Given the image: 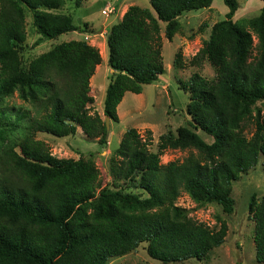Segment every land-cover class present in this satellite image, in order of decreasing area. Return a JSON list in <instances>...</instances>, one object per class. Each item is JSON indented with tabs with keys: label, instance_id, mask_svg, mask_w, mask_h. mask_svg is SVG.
<instances>
[{
	"label": "trees",
	"instance_id": "1",
	"mask_svg": "<svg viewBox=\"0 0 264 264\" xmlns=\"http://www.w3.org/2000/svg\"><path fill=\"white\" fill-rule=\"evenodd\" d=\"M84 0H74L77 7ZM214 0H150L130 5L107 32L108 64L114 73L106 89L104 116L119 122L127 92L158 82L166 72L161 22L172 41L179 16L210 8ZM67 0H0V264H108L146 243L147 254L165 264L204 260L226 241L228 224L211 228L177 204L182 192L197 203L234 210V182L261 162L264 169V0L259 15L234 20L238 0H224L226 17L211 26L209 38L189 63L208 61L209 79L198 72L179 79L189 95V126L159 138L128 128L110 159L111 182L103 185L92 157L60 158L37 138L75 135L78 127L106 145L105 119L91 113V79L102 63L98 47L72 39L55 45L24 68L20 48L27 16L41 41L80 29L60 10ZM86 25V24H85ZM203 26L200 29H203ZM255 38L257 43L255 44ZM39 44V43H38ZM181 49L175 69L187 66ZM98 70V69H97ZM14 93L31 109L11 108ZM252 122L255 131L245 130ZM199 130L212 139L207 142ZM167 149H195L183 161H161ZM135 181L141 193L125 192ZM257 260L264 263V195L251 198Z\"/></svg>",
	"mask_w": 264,
	"mask_h": 264
},
{
	"label": "rangeland",
	"instance_id": "2",
	"mask_svg": "<svg viewBox=\"0 0 264 264\" xmlns=\"http://www.w3.org/2000/svg\"><path fill=\"white\" fill-rule=\"evenodd\" d=\"M239 9L234 20L252 18L260 14L263 7L262 0H238ZM130 5L151 7L150 0H84L82 6L77 7L74 0H67L60 10L62 13L72 15L74 24L81 26L80 29L61 34L57 38L39 40L40 34L33 25L30 13L27 16V36L20 48L22 64L28 68L30 62L53 48L55 45L72 39L86 40L88 43L99 48L102 55V63L96 68L91 79V95L94 102L89 105L91 113H99L104 119V99L106 89L114 71L108 64L109 49L107 45L108 27L107 19L116 14L110 23L121 20L124 11ZM229 8L224 0H214L210 8L186 11L179 16L182 23L181 31L172 41L165 36V23L161 22V34L163 36V55L166 72L158 82L143 85V91L139 94L127 92L118 106L119 122L111 121L110 136L108 143L102 145L98 139L91 140L78 127L75 135L57 137L48 133L40 132L37 138L44 140L52 153L60 158L92 157L95 159L101 171L103 185L110 183V159L119 146L124 132L135 127L146 137L148 130L152 132L150 149L158 151L159 138L169 131L177 132L180 126H189V114L186 106L189 95L180 88L179 79L188 80L193 73L198 72L206 78L215 77V68L204 61L201 65L189 63L191 58L209 38L211 26L226 17ZM86 24V25H85ZM206 24L203 29L201 26ZM105 27V28H103ZM39 43V44H38ZM257 39L255 38V44ZM181 49L188 63L184 69H175L173 66L174 56ZM98 69V70H97ZM7 105L11 108L24 107L31 109L29 103L18 97L17 93L7 98ZM257 107L262 109L264 117V101H259ZM255 131V126L250 122L245 130L248 137ZM200 135L211 142L213 138L199 130ZM195 149H167L161 155V161L167 163L173 160L183 161ZM125 192L142 193L135 181H122ZM256 195L261 198L264 195V169L259 162L249 173L243 174L234 182L232 196L234 198V210L231 214L224 212L221 205L216 203L200 204L194 201L190 195L183 191L177 200V204L186 208L188 214L198 221H202L211 228L220 227L219 219L228 224L226 241L215 248L208 258L204 260L191 259L179 263L170 264H264L257 260L255 242L253 237L254 221L250 218L249 205L251 198ZM108 264H165L151 258L147 254L146 243L141 244L136 250L123 256L113 258Z\"/></svg>",
	"mask_w": 264,
	"mask_h": 264
},
{
	"label": "water",
	"instance_id": "3",
	"mask_svg": "<svg viewBox=\"0 0 264 264\" xmlns=\"http://www.w3.org/2000/svg\"><path fill=\"white\" fill-rule=\"evenodd\" d=\"M116 17V14H112L108 19H107V26L109 31H112V27H113V23H110L112 21V19ZM105 28V27H103ZM105 122H106V128H107V132L108 134H110V129H111V119L108 116H105Z\"/></svg>",
	"mask_w": 264,
	"mask_h": 264
},
{
	"label": "crops",
	"instance_id": "4",
	"mask_svg": "<svg viewBox=\"0 0 264 264\" xmlns=\"http://www.w3.org/2000/svg\"><path fill=\"white\" fill-rule=\"evenodd\" d=\"M211 6H212V5H211ZM126 10H127V9H126ZM126 10H125V11H126ZM125 11H124V12H125Z\"/></svg>",
	"mask_w": 264,
	"mask_h": 264
}]
</instances>
